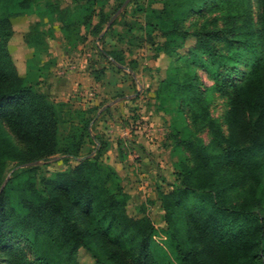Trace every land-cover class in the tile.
<instances>
[{
    "label": "trees",
    "instance_id": "16d2710c",
    "mask_svg": "<svg viewBox=\"0 0 264 264\" xmlns=\"http://www.w3.org/2000/svg\"><path fill=\"white\" fill-rule=\"evenodd\" d=\"M36 1L0 0V264H80V249L92 264H165L154 239L157 227L147 215L127 212L130 195L100 158L105 143L90 134L88 121L60 132L59 104L35 87L39 80L32 83L28 71L19 74L11 58L10 16L31 10ZM106 1L61 6L46 0V7L58 12L71 35L81 24L89 26ZM148 9L162 38L145 35L153 57L179 50L189 34L182 22L191 13L220 10L213 22L225 23L218 31L192 30L195 43L185 63L160 77L154 90L160 102L178 99L210 132L208 142L184 140L192 164L180 161L179 182L158 190L164 239L179 264H264V0H162ZM25 40L40 45L31 34ZM102 52L124 66L120 53ZM190 61L209 71V87ZM205 90L227 97L225 129L210 114ZM84 135L95 146L92 154L80 153ZM56 153L75 162L52 176L29 163ZM10 160L16 163L5 179Z\"/></svg>",
    "mask_w": 264,
    "mask_h": 264
},
{
    "label": "rangeland",
    "instance_id": "374dc122",
    "mask_svg": "<svg viewBox=\"0 0 264 264\" xmlns=\"http://www.w3.org/2000/svg\"><path fill=\"white\" fill-rule=\"evenodd\" d=\"M59 2L61 6L73 5L70 0ZM161 3L162 0H107L102 13L96 11L92 15L89 26L81 24L77 34L66 35L58 12L49 11L46 0H37L31 10L10 16L12 35L7 48L19 74L28 71L32 83L39 80L35 87L59 104L60 132L88 121L90 134L105 143L100 158L112 166L130 195L127 212L136 217L147 215L158 229L154 239L164 255V263L179 264L160 230L164 217L158 190H169L172 182H179L180 161L192 164V154L184 140L200 137L208 142L210 132L178 99L160 102L154 90L160 77L173 72L177 63H185L183 58L195 43L192 30L218 31L225 23L222 18L213 22V16L220 15V10L191 13L182 22L189 34L179 50L153 57L154 50L145 35L151 33L155 40L162 38L152 27L155 20H148L147 12L149 4L159 7ZM252 12L256 19V5ZM27 33L32 35V40L38 37V42L33 43L40 45L29 46L25 40ZM35 49L37 53L33 55ZM102 49L120 53L124 66L118 67ZM190 64L202 84L209 87L213 83L209 71L197 61ZM205 93L210 114L225 129L223 114L228 107L227 97L217 90H205ZM94 147L84 135L80 153L91 151L92 154ZM62 157L56 153L39 159L37 172L52 176L75 162L72 157L67 160ZM15 163L9 161L5 179ZM107 185L113 187L111 181ZM78 260L80 264L93 262L83 249L79 250Z\"/></svg>",
    "mask_w": 264,
    "mask_h": 264
},
{
    "label": "water",
    "instance_id": "95a60500",
    "mask_svg": "<svg viewBox=\"0 0 264 264\" xmlns=\"http://www.w3.org/2000/svg\"><path fill=\"white\" fill-rule=\"evenodd\" d=\"M112 19V18H111ZM111 19L108 21V23H107V26L110 24V22H111ZM38 162V160H36V161H33V162H29V163H37Z\"/></svg>",
    "mask_w": 264,
    "mask_h": 264
}]
</instances>
